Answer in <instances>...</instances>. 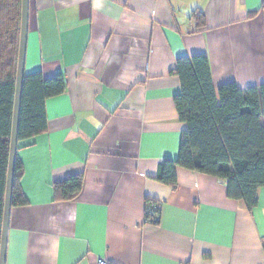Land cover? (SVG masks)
Wrapping results in <instances>:
<instances>
[{
  "label": "crops",
  "instance_id": "1",
  "mask_svg": "<svg viewBox=\"0 0 264 264\" xmlns=\"http://www.w3.org/2000/svg\"><path fill=\"white\" fill-rule=\"evenodd\" d=\"M198 53L214 87L263 84L264 0H28L24 71H61L66 88L17 142L27 202L11 205L5 264H264V186L249 208L211 174L154 178L186 127L172 69ZM73 173L78 193L55 198Z\"/></svg>",
  "mask_w": 264,
  "mask_h": 264
},
{
  "label": "trees",
  "instance_id": "2",
  "mask_svg": "<svg viewBox=\"0 0 264 264\" xmlns=\"http://www.w3.org/2000/svg\"><path fill=\"white\" fill-rule=\"evenodd\" d=\"M20 23L21 0H0V232ZM172 72L180 79L174 103L186 127L181 133L177 157L163 158L154 178L175 187L178 166L211 174L225 181L228 196L243 200L252 208L258 201V188L264 186V83L242 88L227 81L214 87L204 53L178 57ZM65 88L66 79L61 71L50 76L43 75L41 70L24 71L18 141L46 130L45 101ZM21 175L22 164L15 156L11 205L27 202L19 184ZM82 177L81 173H73L53 181L55 198L74 197L82 186ZM149 207L147 217L156 220L158 207L154 218L153 208Z\"/></svg>",
  "mask_w": 264,
  "mask_h": 264
},
{
  "label": "water",
  "instance_id": "3",
  "mask_svg": "<svg viewBox=\"0 0 264 264\" xmlns=\"http://www.w3.org/2000/svg\"><path fill=\"white\" fill-rule=\"evenodd\" d=\"M27 21H28V0H21V23H20L19 48H18L16 80H15L14 107H13L8 167L6 174L5 194H4V208H3L2 225L0 232V264H5L4 261H5V248H6V233H7L9 214L11 208V193H12L13 177H14L15 156H16L17 142H18L17 132H18L19 110H20V102H21L22 81L24 74Z\"/></svg>",
  "mask_w": 264,
  "mask_h": 264
},
{
  "label": "built area",
  "instance_id": "4",
  "mask_svg": "<svg viewBox=\"0 0 264 264\" xmlns=\"http://www.w3.org/2000/svg\"><path fill=\"white\" fill-rule=\"evenodd\" d=\"M150 205L152 206L151 208H153V209H151V210H153V213H154L153 218H154V217H156V215H157V212H156V209H155V208H157L158 206H157L156 203H151ZM150 205H148V207H149ZM149 208H150V207H149ZM97 264H108V262H107L106 260H104V259H100V260H98Z\"/></svg>",
  "mask_w": 264,
  "mask_h": 264
}]
</instances>
